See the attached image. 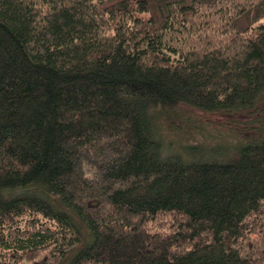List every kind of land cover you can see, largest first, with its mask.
Listing matches in <instances>:
<instances>
[{
    "label": "trees",
    "instance_id": "trees-1",
    "mask_svg": "<svg viewBox=\"0 0 264 264\" xmlns=\"http://www.w3.org/2000/svg\"><path fill=\"white\" fill-rule=\"evenodd\" d=\"M71 253L264 264V0H0V264Z\"/></svg>",
    "mask_w": 264,
    "mask_h": 264
},
{
    "label": "rangeland",
    "instance_id": "rangeland-1",
    "mask_svg": "<svg viewBox=\"0 0 264 264\" xmlns=\"http://www.w3.org/2000/svg\"><path fill=\"white\" fill-rule=\"evenodd\" d=\"M196 115L199 117L202 115L200 112H196ZM195 118L197 119V116ZM203 118V117H202ZM219 116H215L212 118H203L196 124H191L188 127L183 126L182 128L179 126L172 125H164L165 127V139L170 143L173 141L172 147L177 148L175 142H181L185 135L190 137H195L200 140H204L206 142L216 141V140H225V141H236L239 139L240 135H248L250 134V129L245 127L243 120L241 118L232 119L233 121L218 119ZM230 122H237V124ZM189 137V138H190ZM73 256V253L69 254L62 264L68 263V261Z\"/></svg>",
    "mask_w": 264,
    "mask_h": 264
}]
</instances>
